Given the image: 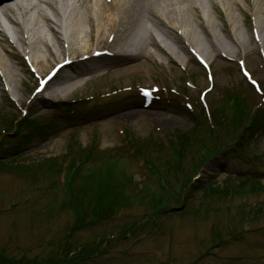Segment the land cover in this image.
<instances>
[{"label": "rangeland", "instance_id": "rangeland-1", "mask_svg": "<svg viewBox=\"0 0 264 264\" xmlns=\"http://www.w3.org/2000/svg\"><path fill=\"white\" fill-rule=\"evenodd\" d=\"M253 2L240 0L231 12L237 35L251 38L252 49ZM206 7L228 57L210 48V63L181 36L161 35L150 47L147 71L133 69L140 62L104 68L96 80L55 101L49 93L69 75L106 58L67 65L37 95L38 79L71 59L45 53L48 66L38 71L31 54L14 43L9 17L4 19L9 35H0V43L8 46L4 54L17 81L11 84L0 70V264H56V258L57 264H264V127L256 140L221 155L219 140L207 151L194 145V138L208 143L210 135L204 121L196 125L183 111L184 97L209 106L226 90L245 98L249 116L262 96L249 87L242 68L264 90V53L248 57L244 48L233 47L224 31L236 35L225 4L208 0ZM96 51L101 48L94 46ZM132 111L139 116H121ZM224 119H218V130L231 146L242 126H235L231 113ZM160 137L171 139L175 155L162 148ZM129 146L138 148L148 169ZM208 155L218 158L199 171ZM107 193L123 200L103 214Z\"/></svg>", "mask_w": 264, "mask_h": 264}, {"label": "bare ground", "instance_id": "bare-ground-1", "mask_svg": "<svg viewBox=\"0 0 264 264\" xmlns=\"http://www.w3.org/2000/svg\"><path fill=\"white\" fill-rule=\"evenodd\" d=\"M5 1L10 12H16L23 8V5L29 7L26 19L14 16V19L9 18V21L14 27V43L25 55L31 54L30 64L33 63L38 71L48 66L45 53L56 54L59 58L67 54L72 63L78 60L92 62L96 60L92 54L93 47L97 46L101 48V53L106 58L102 65H97L93 69H82L76 75H69L65 84L49 93L48 99L51 101L65 98L74 91L84 88L96 80V75L104 68L116 69L140 62L141 65L133 69L147 71L144 68L147 65L146 60L151 61L149 58L153 55L150 47L160 42L161 35L181 36L192 46L193 53L201 54L203 59L210 60V63L215 62L210 48L220 57H226V51L229 53L227 45L218 34L215 22L206 14L208 0H111L110 3L106 0ZM218 1L225 4L224 11L230 17L234 16L231 12L240 2ZM253 1L255 7L251 16L255 20V28L252 27L251 31H248L255 43L253 49L251 38L249 40L244 37L241 31L237 35L236 29L239 28L236 18L231 17L235 36L228 34L224 29L232 46L237 49L244 48L248 57L264 53V0ZM57 3H60L59 7L54 6ZM47 6L51 9V14L47 12L45 8ZM4 15L0 10V35L8 36ZM45 27L50 30V35L58 44L65 48L62 52L55 49L50 41L52 37L48 36ZM199 29L207 36L210 47L203 41ZM162 41L167 48V41L165 39ZM6 47L8 46L0 43V70L7 72L8 80L12 84L17 81V75L5 57L4 53L9 52ZM89 74L92 75L91 78L88 77ZM121 116L132 120L139 115L132 111Z\"/></svg>", "mask_w": 264, "mask_h": 264}, {"label": "trees", "instance_id": "trees-1", "mask_svg": "<svg viewBox=\"0 0 264 264\" xmlns=\"http://www.w3.org/2000/svg\"><path fill=\"white\" fill-rule=\"evenodd\" d=\"M223 99H224L223 104H222L224 106L223 109L225 111H228V113H231L233 115V117L243 118L244 115L245 116L247 115L246 108H248V106H247V103H246L245 98L243 96L232 94V93H226V96ZM254 112H256V113H254ZM254 112L250 109V114H249V116L247 115L249 117V123L247 124V128L241 132L240 140L250 142L252 140H255V138L257 137V135L259 133V130L261 129V127H258L257 125H258L259 119L261 117V112L259 110L258 111L256 110ZM219 115H224V113L221 111V109L219 111ZM193 119H194V117H193ZM235 121L239 122L242 120L239 119V120H235ZM246 142H244V143H246ZM104 197L107 200L104 199L101 202L102 207H100L103 214H105L104 212L108 213L109 209H111V207H113V205L116 204V202H118V200H120V202L123 200V199L115 200V196H110V194H108V193L104 194ZM105 216L106 215H103V217H105Z\"/></svg>", "mask_w": 264, "mask_h": 264}]
</instances>
